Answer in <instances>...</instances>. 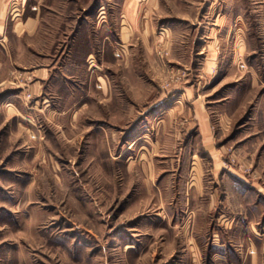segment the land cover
Returning <instances> with one entry per match:
<instances>
[{"label": "rangeland", "instance_id": "1", "mask_svg": "<svg viewBox=\"0 0 264 264\" xmlns=\"http://www.w3.org/2000/svg\"><path fill=\"white\" fill-rule=\"evenodd\" d=\"M27 9L0 42V264H264V0Z\"/></svg>", "mask_w": 264, "mask_h": 264}, {"label": "crops", "instance_id": "2", "mask_svg": "<svg viewBox=\"0 0 264 264\" xmlns=\"http://www.w3.org/2000/svg\"><path fill=\"white\" fill-rule=\"evenodd\" d=\"M16 1V2H15ZM19 0H2L0 3V42L3 46L5 41H8V37H21V35H32V33L38 27V20L40 19L38 12H31L26 10V14L18 18L17 21H11L8 17L9 4L17 3ZM25 3V0H21ZM32 6V5H30ZM6 39V40H5ZM260 219L256 224H260ZM263 226L256 229V259L259 262L264 261V220ZM263 228V230H262Z\"/></svg>", "mask_w": 264, "mask_h": 264}]
</instances>
